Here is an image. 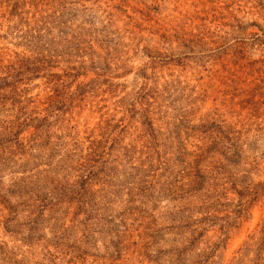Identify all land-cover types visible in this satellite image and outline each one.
<instances>
[{
    "label": "rangeland",
    "instance_id": "1",
    "mask_svg": "<svg viewBox=\"0 0 264 264\" xmlns=\"http://www.w3.org/2000/svg\"><path fill=\"white\" fill-rule=\"evenodd\" d=\"M0 264H264V0H0Z\"/></svg>",
    "mask_w": 264,
    "mask_h": 264
}]
</instances>
